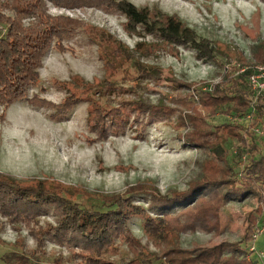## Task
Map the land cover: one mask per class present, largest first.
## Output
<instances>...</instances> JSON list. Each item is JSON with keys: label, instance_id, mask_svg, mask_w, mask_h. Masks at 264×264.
I'll return each instance as SVG.
<instances>
[{"label": "trees", "instance_id": "16d2710c", "mask_svg": "<svg viewBox=\"0 0 264 264\" xmlns=\"http://www.w3.org/2000/svg\"><path fill=\"white\" fill-rule=\"evenodd\" d=\"M50 3L67 8L96 7L124 16L126 33L138 38L136 47L151 37L159 44L194 49L198 60L213 62L223 71L218 79L201 83L166 76L172 93H161L156 102L142 94L112 99V90L113 95L123 80L137 76L132 71L133 49L103 31L119 47L118 54L125 53L120 66L106 60L109 84L104 88L109 92L99 88L94 92L101 93L104 104L91 95L81 98L70 94L59 104L38 94L30 97L31 88L39 84L49 50L64 49V41L85 24L79 18L51 13ZM98 39L104 43L105 38ZM256 64H264V40L251 46L250 57L233 44L218 51L178 15L165 13L158 6L138 7L130 0H0V123L7 121L9 107L17 102L37 105L41 100L54 110L52 117L59 118L87 100L92 106L88 125L99 140L123 136L134 125L136 138L144 140L150 125L168 122L185 146L206 155L198 161L200 177L185 190H128L124 195L98 197L100 207L82 203L83 195L77 188L47 180L25 185L13 177L0 176V216L14 226L26 224L42 250L51 240L77 254L81 264H109L108 258L120 253L123 244L128 254L123 264H262L255 254L258 238L264 239V150L255 139L259 135L255 126H264V95L258 96L249 83ZM146 68L159 84L163 78L160 67ZM154 69L159 79L151 74ZM217 114L226 116V121L213 125L208 118ZM136 196H142L147 205L136 201ZM247 199L258 203L246 213L241 239L211 246H181L182 234L200 231L213 238L224 235L233 226L232 204ZM51 209L54 222L41 224L40 217ZM134 217L142 219L143 231L158 252L150 251L134 235L130 226ZM6 263L36 264L9 257Z\"/></svg>", "mask_w": 264, "mask_h": 264}, {"label": "rangeland", "instance_id": "374dc122", "mask_svg": "<svg viewBox=\"0 0 264 264\" xmlns=\"http://www.w3.org/2000/svg\"><path fill=\"white\" fill-rule=\"evenodd\" d=\"M130 1L138 7L158 6L165 13L178 15L196 31L199 38L213 42L218 51L227 44H233L250 57L251 46L264 40V0ZM49 5L51 13L79 18L85 24L64 41V49L52 47L49 50L40 70L39 84L31 88L30 97L38 94L59 104L70 94L81 98L91 95L104 104L106 100L101 93L94 92L97 88L105 90L104 86L109 84L106 60H113L115 65L120 66L125 55L118 54L119 47L106 38L105 31L133 49L132 71L137 76L123 80L121 89L113 95L112 90L109 95L112 99L133 98L142 94L156 102L161 93H172L164 78L166 76L201 83L218 79L223 71L213 62L198 60L194 49L159 44L151 37L136 47L138 38L126 33L124 16L109 14L96 7ZM99 36L105 38L104 43L99 41ZM218 57L225 60L221 55ZM144 65L159 66L161 71L158 72L164 79H159V73L154 69L151 74L158 75L160 81L156 84ZM36 103L34 105L25 100L12 104L7 111V121L0 123V176L13 177L25 185L47 180L77 188V192L83 195L80 201L95 207L102 206L98 197L124 195L128 190L182 191L192 180L200 177L198 161L206 155L185 146L179 133L168 122L150 125L144 140L136 138L135 125L123 136L99 140L88 125L92 106L87 100H81L69 113L59 118H53L54 110L41 100ZM117 103L118 100H114V105ZM208 121L217 125L225 122L226 116L217 114L210 116ZM258 128L259 135L255 139L264 150V126L258 124ZM142 199V196H136V201L147 205ZM257 203L255 199L235 202L232 204L233 226L224 235L213 238L211 234L200 231L182 234L181 246L191 248L195 243L211 246L224 240L241 239L246 213ZM54 219L53 209L40 217L41 224L54 222ZM0 222V264H7V257L20 263L25 260L36 264L83 263L66 246L51 240L42 250L24 223L14 226L1 216ZM130 226L134 235L150 251L158 252L152 238L143 231L141 218H132ZM263 240L262 236L257 240L255 256L258 259V253L264 249ZM126 251L127 246L121 245V252L108 258L109 264H123L128 257ZM260 262L264 264V259L261 258Z\"/></svg>", "mask_w": 264, "mask_h": 264}, {"label": "built area", "instance_id": "2783aa9c", "mask_svg": "<svg viewBox=\"0 0 264 264\" xmlns=\"http://www.w3.org/2000/svg\"><path fill=\"white\" fill-rule=\"evenodd\" d=\"M243 71V70H242ZM249 83L255 93L260 96L264 95V64H256L253 66V71L249 75ZM247 121H250V116L247 117ZM259 132V129H255ZM258 257L264 259V252H259Z\"/></svg>", "mask_w": 264, "mask_h": 264}]
</instances>
